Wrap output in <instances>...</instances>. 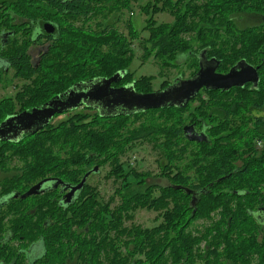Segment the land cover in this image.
<instances>
[{
  "label": "trees",
  "instance_id": "1",
  "mask_svg": "<svg viewBox=\"0 0 264 264\" xmlns=\"http://www.w3.org/2000/svg\"><path fill=\"white\" fill-rule=\"evenodd\" d=\"M0 4V85L5 89L16 79L25 84L14 96L0 98V124L44 106L78 83L111 77L120 70L125 75L115 84L134 83L138 92L153 91L152 77L135 78L129 68L134 54L123 31L128 21L111 22L115 11L110 0L67 7L62 0H3ZM124 6L126 12L132 8L129 2ZM171 12L174 23L147 27L151 34L148 55H154L160 74L185 63L190 75L182 76L195 75L198 55L207 49L220 60L219 72H228L240 60L258 67V86L201 90L186 107L130 114L110 115L85 105L56 113L43 127L33 126L15 138L0 140V194L11 196L9 205L17 204L4 216L10 218L15 237H42L46 247L57 249L56 235L48 233H62L67 223L51 221L66 215L56 216L53 206H45L50 203L47 199H16V193L23 195L47 177L78 183L88 171L109 165V176L120 180L114 191L118 197L115 225L129 230L131 264H264V148H257L264 141V0H188ZM241 14L252 15L249 22H255L253 17L259 20L241 26ZM80 19L86 22L80 24ZM46 20L56 21V32L48 41L36 32ZM34 50H41L35 59ZM182 56L184 62L179 61ZM172 82L165 79L161 89ZM196 100L202 104L191 110ZM62 114L69 115L54 121ZM188 122L206 131L208 140H188L183 131ZM146 141L159 150L165 185L146 184L142 176L150 172L131 169L142 181L127 177L123 155ZM94 185L88 179L82 194L90 196L73 217L81 218L80 226L88 230L107 225L109 219L96 206ZM187 188L197 192L196 205ZM140 208L157 211L159 222L137 223L135 212ZM49 214L51 221L45 225ZM35 218L39 219L37 234L31 230ZM199 220L202 225L196 224ZM82 247L91 249L86 244Z\"/></svg>",
  "mask_w": 264,
  "mask_h": 264
},
{
  "label": "flooded vegetation",
  "instance_id": "2",
  "mask_svg": "<svg viewBox=\"0 0 264 264\" xmlns=\"http://www.w3.org/2000/svg\"><path fill=\"white\" fill-rule=\"evenodd\" d=\"M99 1L100 0H62V3L67 7L70 5L78 6L80 3H87V2L98 3ZM131 1L132 0H110V3L113 5L112 9H114L115 11V13L112 14L113 18H111V22H114L115 20L117 21L119 20V22H117L119 25L123 23V19H125L127 16L126 7L124 5L128 2L130 4ZM187 2L188 0H159L157 4H159V10L164 11L166 10L164 8L184 7ZM153 5H155V3ZM95 6H98V4H96ZM155 7L157 8L156 5ZM241 15L244 16L243 18L248 17V22L250 17L252 16V15L246 16L245 14H241ZM258 20H259L258 17H253V21L257 22ZM47 22L53 23L56 21L54 20L44 21L39 26L36 32L38 36L39 35L43 36V39L48 41V39H50L51 36L55 34L56 30L53 33L46 32L44 30V24ZM77 22L81 24V23H85L86 21L84 19L83 20L80 19ZM255 22H250V24H246V25H251ZM246 25H241V26H246ZM125 29L126 28L123 27L124 33H125ZM2 35L4 36V34ZM205 51L207 52L208 58H215L212 57V55L209 53L207 49H203L199 53V55ZM38 52H39L38 56H40L41 50H38ZM199 55H198V59H199ZM101 79L102 78H96L93 80V83H98L101 81ZM115 83L116 82L112 84L113 87H121L124 85H128V84L118 85ZM24 85L25 84L22 82L21 84L18 83L12 85L11 87H13L17 92V90H19L20 87H23ZM240 87L251 88L253 87V83L247 82L244 86H240ZM233 88H238V87H233ZM201 90H207V89L202 88ZM219 91L224 92L226 90H219ZM85 105L87 104L82 103L77 108L83 107ZM90 105L96 108H98V106L105 107L100 101H96V100H92L90 102ZM116 108L114 109L109 108L108 110L122 109L121 107H116ZM68 111H65V113H68ZM257 114L258 113H255V116ZM14 126L15 123L11 124V127ZM195 129L198 132L202 131V128L198 127L197 124L195 125ZM258 143L261 145L260 148H264V141H259ZM258 143H257V148H259ZM96 173H98V171ZM91 175L92 173L88 176L87 181ZM45 179H48L49 181L41 186L40 188L41 192L30 195L26 198L35 197L40 199H47L50 201V203L45 204V206L46 205L53 206L54 209L52 210V212L54 211L56 216L66 215L64 219H61L59 217L51 221V217H50L51 214H49L47 215L48 219L44 221L45 225L47 224L48 221H51V223L57 222L59 224L67 223V225L64 226L65 230L62 233H53V231H50L48 233V236H50L51 234L56 235L54 237V240L57 242V244L55 245L57 249L53 250L50 247H46V244L42 239V237H39L34 240L30 238H23V236H20V238L15 237V233H13L12 228H10V223H9L10 218L9 217L5 218L4 216L8 211H10V206L16 208L17 204L9 205L8 202L11 196H2V194H0V264H115L114 262L117 258L119 259L117 264H131L129 230H126L125 226L123 227L122 225H117V226L115 225L116 221L114 214L116 208H115L114 200L118 199L117 196H114L113 194L112 197H108V199H106V197L103 194L99 193L97 186L94 185L96 186L95 188L98 191L94 195L95 199L97 200L96 206H101L103 208L104 213H106L109 219L107 225H104L102 223L97 225L96 227H93L92 230H88L80 226V223L82 222L81 218L78 219L73 217L76 211L80 210V208L82 207V201L85 200L90 195H83L82 191L70 195L68 193L70 188L69 187L66 188V185L64 184V182L66 183L69 182L65 180L57 181L56 180L57 178H53V177H47ZM78 183H70V184L76 185ZM86 183L83 189H85ZM16 194L17 196H15V198L16 197L22 198V195L18 193ZM26 198H22V199H26ZM77 207H79V209H77ZM107 207L111 209H107ZM58 208L59 211H56ZM117 213L120 216L119 211H117ZM38 221H39L38 218L34 219L35 224L31 229L33 234H37L40 231L39 229H37L36 226ZM118 222L119 221L117 220V223ZM52 228H55L56 230L62 229L61 227H56V226ZM67 229H69L68 232ZM83 244H86V246L91 249L84 250L82 247Z\"/></svg>",
  "mask_w": 264,
  "mask_h": 264
},
{
  "label": "water",
  "instance_id": "3",
  "mask_svg": "<svg viewBox=\"0 0 264 264\" xmlns=\"http://www.w3.org/2000/svg\"><path fill=\"white\" fill-rule=\"evenodd\" d=\"M44 30L48 33H53L56 30V26L47 22L44 24ZM8 34H4V37L7 38ZM6 41L5 39L4 43ZM219 65L220 60L208 58L205 51L199 55V70L195 75L188 78L177 76L165 88L145 93L138 92L134 83L121 87L112 86L114 82H119L124 77L125 71L123 70L116 72L111 77L102 78L98 83H78L64 93L57 95L42 107H35L8 117L0 124V140L15 138L20 133L30 130L33 126H36V129L43 127L50 122L56 113L74 110L82 103L90 105L92 100L100 101L105 107L98 106V108L101 111L103 109L107 110L110 115L120 114V112L130 114L171 106L186 107L190 101L197 98L202 88H206L208 91H227L233 87L244 86L247 82H252L253 87L258 86V67L246 60L238 61L226 73L218 71ZM116 107H121L122 109L108 110ZM13 123H15V126L11 127ZM183 131L185 137L190 141L202 142L208 140L206 131L198 132L195 129V124L186 125ZM98 170V167H96L88 171L76 185L64 182L66 188H70L68 193L71 195L81 192L88 176ZM56 180L62 181L59 178ZM48 181V179H44L35 184L22 195V198L40 193L41 186ZM187 192L192 193V205H196L198 201L197 192L190 188H187Z\"/></svg>",
  "mask_w": 264,
  "mask_h": 264
},
{
  "label": "rangeland",
  "instance_id": "4",
  "mask_svg": "<svg viewBox=\"0 0 264 264\" xmlns=\"http://www.w3.org/2000/svg\"><path fill=\"white\" fill-rule=\"evenodd\" d=\"M159 1V0H158ZM157 0H132L131 6L132 8L127 11L126 21L128 23L125 26V34L127 35L129 41L131 42V47H133V58L130 62L129 68L134 74L135 78H140L142 76H150L153 80V91L160 90L161 84L165 79L173 80L177 76H189L190 70L188 66L184 63L179 67L170 68L169 70H165L164 74H160V67L159 63L155 60L153 54L150 53V45H151V34L148 30V25L150 26H157L159 24H172L175 21V15L171 13L172 10L176 7L171 8H164L166 10L160 11L159 4ZM0 3H3V0H0ZM157 8L155 7V5ZM1 5V4H0ZM133 5V6H132ZM155 7V8H154ZM170 11V12H169ZM239 24L246 25L250 24L248 22V17L243 18L239 17ZM136 30V34L132 35L131 30ZM34 59L38 58L39 52L34 50ZM147 55V56H146ZM184 56L179 59L180 62H184ZM187 78V77H185ZM22 83L20 80H14L13 83L10 85L9 88H3L0 85V98L5 96H14L16 90L11 87L12 85ZM202 102L200 100H196L192 103L191 110L195 109L198 105H201ZM74 112V111H72ZM69 112V113H72ZM69 114H62L58 117H55L54 121H58L62 118H65ZM186 116L189 115V110L185 114ZM149 116V115H145ZM154 117H158V114H154ZM141 120L136 121V125H139ZM159 120V119H158ZM191 124L190 122L187 123ZM258 149L261 145L258 143ZM122 160L124 162L125 171L129 172L128 175L129 181H142V178L137 177L136 175L132 174L131 171L135 170L138 173H146L150 172L147 176H142L145 178V183L149 184L152 182H159L161 184H167V180L162 178L160 175L161 173V160L159 157V150L156 148L151 142L146 141L144 143H138L136 147L132 148L126 155H123ZM132 169V170H131ZM110 166H104L101 170H98V173H92L89 178L90 183L95 184L98 188L99 193L103 194L106 199L108 197H112L114 191L117 186H119V181L115 180L114 176L111 175ZM127 172V173H128ZM158 193V192H157ZM158 212L155 210H149L147 208H140L137 209L135 212V221L143 226H152L159 222V218H157ZM202 220L196 222V224L202 225ZM202 229V228H201Z\"/></svg>",
  "mask_w": 264,
  "mask_h": 264
}]
</instances>
